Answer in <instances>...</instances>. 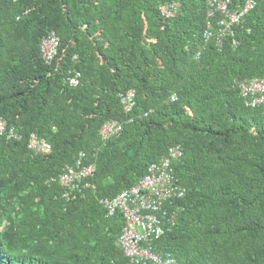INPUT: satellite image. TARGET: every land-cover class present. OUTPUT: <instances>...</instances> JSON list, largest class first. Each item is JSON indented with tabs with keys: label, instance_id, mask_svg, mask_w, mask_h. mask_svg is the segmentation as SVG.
<instances>
[{
	"label": "trees",
	"instance_id": "16d2710c",
	"mask_svg": "<svg viewBox=\"0 0 264 264\" xmlns=\"http://www.w3.org/2000/svg\"><path fill=\"white\" fill-rule=\"evenodd\" d=\"M254 1L218 48L202 38L205 0H0V118L20 137L0 140V264H123L121 216L106 217L100 200L173 145L186 192L157 250L176 264H264V105L246 108L234 85L264 77V0ZM167 2L180 9L165 20ZM49 31L60 47L47 65ZM110 120L121 132L101 143ZM31 134L50 154L27 149ZM81 152L95 172L65 201L56 179Z\"/></svg>",
	"mask_w": 264,
	"mask_h": 264
},
{
	"label": "built area",
	"instance_id": "2783aa9c",
	"mask_svg": "<svg viewBox=\"0 0 264 264\" xmlns=\"http://www.w3.org/2000/svg\"><path fill=\"white\" fill-rule=\"evenodd\" d=\"M206 24L202 33L204 43L215 40L216 46L221 47L227 37L234 34L233 28L240 25L244 17L255 7L254 0L231 8L232 0H205ZM179 2H167L158 6L160 16L167 20L177 15ZM233 46L237 45L233 41ZM60 47L59 37L54 31H49L40 41L41 59L50 65L58 56ZM200 51L195 54V59ZM80 74L71 71L67 79L71 87L79 85ZM246 108L254 109L264 105V77L249 80L234 81ZM135 92L128 90L119 95L124 112L131 111L134 105ZM175 100V95L172 96ZM122 126L115 120L105 122L99 129L101 143L116 137ZM19 141L20 137L6 122L0 118V140ZM27 149L34 155H48L51 146L44 139L29 136ZM180 145L170 146L165 154L157 161L148 165L144 176L129 189L121 191L115 197L100 200L106 211V217L120 215L123 227L117 239L122 255L123 264H176L174 257L164 251L157 250L155 244L164 234L175 225L179 205L176 203L185 196V188L177 183L172 163L182 158ZM85 154L79 153L72 165H66L58 175L56 182L63 190L62 198L69 201L71 196L81 189L90 187L88 180L93 177L95 166L84 163ZM173 208V209H171Z\"/></svg>",
	"mask_w": 264,
	"mask_h": 264
},
{
	"label": "clouds",
	"instance_id": "9594fccd",
	"mask_svg": "<svg viewBox=\"0 0 264 264\" xmlns=\"http://www.w3.org/2000/svg\"><path fill=\"white\" fill-rule=\"evenodd\" d=\"M123 256V255H122Z\"/></svg>",
	"mask_w": 264,
	"mask_h": 264
}]
</instances>
